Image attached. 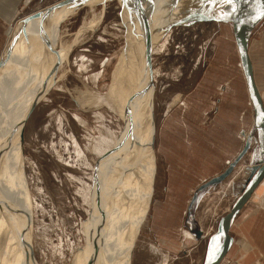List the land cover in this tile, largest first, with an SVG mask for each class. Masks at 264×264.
<instances>
[{
  "label": "rangeland",
  "instance_id": "obj_1",
  "mask_svg": "<svg viewBox=\"0 0 264 264\" xmlns=\"http://www.w3.org/2000/svg\"><path fill=\"white\" fill-rule=\"evenodd\" d=\"M62 1L33 0L23 6L0 49V85L7 86L4 90L14 87L6 94L0 86V96L6 94L5 102L18 96L15 103L21 108L20 99L26 103L29 95H37L19 83V95L13 91L14 74L24 59L21 47L33 36L34 25L72 12L56 28V46L55 36H50V41L49 35L38 38L39 44L44 46L48 41L49 46L37 49L43 59L37 67L31 54L29 75L46 68L48 75L41 82L53 79L36 103L24 108L27 116L21 133L17 131L20 161V153L23 157L18 186L24 194L27 218L23 221L27 223V227L23 225L27 229L22 236L23 248L18 245V251L26 254V264H205L208 244L220 219L242 194L253 167L261 163L247 164L251 166L248 170L242 163L249 154L251 162L255 159L257 131L236 49L232 12L169 27L153 47L158 50L149 53L148 87L143 82L144 51L138 42H149V34L147 38L142 30L137 35L129 26L141 20L135 9L138 0H92L75 10L64 7L29 23L26 29L32 32L25 36V24L34 18L23 24L19 20ZM205 1L212 0H178L170 8L175 7L176 12ZM244 7L237 11L246 20L255 9L247 13ZM148 8L151 18L146 28L151 33L164 17V9L150 4ZM263 30L264 17L247 40L257 86L264 77ZM127 37L133 39L127 41ZM139 66L142 75L136 83L137 95L145 92L139 95V100L143 99L148 87L149 97L136 101L140 103L136 119L141 124L143 118L147 128L136 152L135 171L129 173L128 151L134 148L136 134L125 132L127 120L104 98L110 96L119 78L135 81L133 72ZM22 74L20 83L24 71ZM40 83L31 86L40 87ZM131 87L127 84L126 88ZM3 107L0 104V110ZM15 122L18 126V118ZM235 145L241 150L231 155ZM229 167L223 179L209 184ZM132 191H138L140 198L133 223L141 219L142 205H146L126 263L133 232L124 230L123 225L117 229V225L127 211V194ZM19 196L15 195L11 209L16 208ZM229 235L234 238L230 229ZM0 253L2 259L9 255L1 243ZM16 254L14 251L15 258ZM220 264H225L224 259Z\"/></svg>",
  "mask_w": 264,
  "mask_h": 264
},
{
  "label": "bare ground",
  "instance_id": "obj_2",
  "mask_svg": "<svg viewBox=\"0 0 264 264\" xmlns=\"http://www.w3.org/2000/svg\"><path fill=\"white\" fill-rule=\"evenodd\" d=\"M175 1H178V0H138L135 4L136 5V8H135L136 12L138 13V11H139V16L141 15L140 16L141 20L139 19L140 17L138 16L139 17L138 22H134L132 25H129V26L133 31H135V34H137V35L142 30L145 31V35L147 38H148V34H149V42L147 41L148 43L145 42L144 39L143 40L140 39L141 41H139V42L137 41L138 43H141L138 45L140 50L144 51V57H143V55H141V57L144 59L143 82L146 85H148L146 77L148 76L147 63H148V57L150 55L149 53L155 52L156 50H158L157 47L155 49H153V47L158 43V40L161 41V38H163L164 35L167 34L168 30L170 29L169 27H171L173 25H180V26L189 25V24L193 23L194 21H196L197 19H200V18H207V17L216 18L218 15L221 14V12H227L228 13L230 11V12H232L231 17H233L234 10H242L246 4H247V7L246 6L244 7L245 8L244 11H247V13H249L255 9V5H257L259 2H261V0H212L210 2H206V1L202 2L200 5L194 6L193 8L188 7L187 9L174 12L175 7L170 8V5L175 4L174 3ZM149 4H150V6L154 5L158 8L164 9V12L162 13L164 17L163 18L158 17V18H161V20H158V22H159L158 25L152 29L151 33L147 32L148 29L146 28V24L149 22V20L151 18V15H149L151 12L148 10ZM133 12H134V10H133ZM71 13L72 12L62 13L61 15L53 16V18L47 19L49 21V23H51V25L48 22L46 23L47 20H44L42 22L43 25H34V34L32 37H29L27 34V33H31L32 31L27 30L26 28L28 27L29 23H31L32 21L35 20V22H37L38 17H36V19L34 18V19L28 21V23L25 24L26 25L25 30H24L25 36L29 37L30 39H28L27 42L21 47L22 51H20V53L22 52L21 54L23 55L24 59L22 58V61L18 65L17 72H16V74H14L15 78L12 77V78H14L13 81L15 82V89L13 91H15L16 95H19V93H20L19 84H20L21 88L23 86L27 85L26 86L27 90L37 91V95L34 96L33 93H32V96L29 95L26 103H25V101H26L25 99H23V98L20 99V102H22V103H20V105L21 106L23 105V106L21 108H19V104L15 103L18 96H15L14 99L8 98V100L5 102V96H6L7 92H9L8 90L11 91V89L14 88V87L11 88L12 82L10 83L11 89L7 88L8 90H4L7 87V86H5L6 84L5 85L3 84V86H5V88H3L0 85L3 89L1 87L0 88L2 90L6 91V94L3 91L5 95L0 96V104L2 106H4L3 109L0 110V243L4 244L6 246V249H7L8 254H9V255L6 254L7 257L5 259H4L5 256H3L4 260L0 257V263L2 262L1 264H26L25 261H27L26 260L27 257H26V254L24 253V251H23V254H22L21 249H19V251H18V248L22 246V241H23L22 236L25 235V231L27 230L23 226V225H25L24 222L27 218H26V213L24 211L25 205L22 203L23 202L22 196H24V194L22 191H20V188L18 186L19 180L22 176V174H21V171H22L21 163H22L23 157L20 153V156H21V161H20V157L18 154V147H17L18 142H19L17 131L19 132V134L21 133L22 126H23L24 121H25L26 116H27V112L24 108H26L29 105L30 106L34 105V103H36V100L38 99L39 93H42L43 90L45 88H47L46 84L48 82H50L49 79H53V77L52 78H46L43 81V83L41 82L48 75L49 71L46 68L41 73H39L37 75H31V76L29 75L28 71H32L29 64L33 65V64H31V54L34 55L32 57H35V60H34V58H32V59L34 60V62L36 61L35 63L34 62L33 63L37 67L38 65H40L39 63L41 61H43V59L38 55L37 49L38 48L44 49L47 46H49V44H47V43H49L48 41L46 43L44 42L45 43V44H43L44 46L41 45L42 43L39 44L38 38L42 39V37L49 35L48 39L50 41V36H55V38H52V40L56 41L55 44L53 43L56 46V43L59 39V37H57V34H56V28ZM157 16L158 15H156L153 18H156ZM159 16H161V15H159ZM238 16H240V15H238ZM249 16H251V15L249 14L248 17ZM246 19H247V17H246ZM247 20L240 18L239 25H238L240 30L245 29V27H246L245 23ZM92 23L95 24L96 23L95 20ZM19 30H20V28H19ZM152 35H154L153 38H152ZM10 37H11V35H10ZM132 39L133 38L127 37V41L132 40ZM29 41H31V42H29ZM143 45H145V46H143ZM52 50H53V48H52ZM146 52H147V55H146ZM38 57H39V59H36ZM138 57H139V54H138ZM122 58H123V54L121 55L119 66L122 63ZM140 62H142V61H140ZM11 64H9V65H11ZM50 65H51V63H50ZM12 66H13V64H12ZM47 66H48V64L46 65V67ZM52 67H53V63L51 65V68ZM11 71H12V69H11ZM23 71H24V77L22 79V82L20 83L19 78L23 76V74H22ZM7 72H9V68H8ZM137 72H139V73L142 72V68L140 66H139L138 71L133 72L135 81L131 80L132 82H130L129 80H127V81L123 82L121 80V78H119V80H116L113 83V88H111L112 93H110V96L104 98L106 100L105 102H111L112 103V108L115 105L114 111H116L117 114L122 119L127 120L125 132H134L136 134V137H135L136 143L134 144V148L128 151L129 152V155H128L129 156V158H128L129 159V173H130V171H133V172L135 171L134 166L136 163V161H135V156H137L136 152H138V149L142 146V143L144 140L145 129L147 128L146 122L144 121L143 118H142L141 124L139 122H137L136 118H137L138 113H139L138 109L140 108V103H137L136 101L141 102L142 100H146L149 97V94H148L149 93V88H148L149 85L147 87L148 90L146 89V95L144 96L143 99L141 97L140 98L141 101H140L139 95L141 93H138L139 95H137V89L138 88H137L136 83L138 82V79L142 75V73L140 75H137L136 74ZM27 73H28V75H26ZM5 76H7V77L9 76V78H10L9 74L8 75L6 74ZM0 78H1V76H0ZM8 82L9 81H7V83ZM37 82H39V83L41 82L43 86L40 83V85H41L40 87L36 86V88H33L31 85L34 83H37ZM128 82H130V83H128ZM3 83H5V82H3ZM127 84L130 87L132 86L130 90H128L126 88ZM8 87H9V84H8ZM2 90H1V92H2ZM18 90H19V93H17ZM22 90L23 89H21V91ZM144 93H142V94H144ZM10 97H12V94L10 95ZM136 97L138 98V100H136ZM93 98H95V97H92V99ZM104 99H102V100H104ZM23 103H25V104H23ZM141 106H143V109L141 108V111L144 112V110H145L144 106L145 105L141 104ZM16 114H18V116H16ZM17 118L19 120L18 126H17V122H15ZM16 136H17V138H16ZM142 160L144 162H146L144 153H143ZM144 165H145V163H144ZM125 178H126V176H125ZM21 180H22V178H21ZM262 181L263 180H261L260 183ZM123 183H126V181L124 180ZM20 187H21V185H20ZM16 194H20L21 198L19 196V199H18L19 203L16 205V208L11 209L12 207H14V204L16 203V200H15ZM137 196H138V191H134V192L132 191L131 193L127 194V211L122 215L123 217L121 218L119 224L117 225V229H118V227L123 225L124 230H129V231L132 230V232H133L130 244H129L128 249H127L126 263H127L128 257L131 254V250H132L131 243L133 242L137 228L140 225L141 219L144 216L145 205H146V202L142 205L141 219L138 222H136V224H135V222L133 223L132 220L134 219V216H135L134 207L138 206V202L140 199L139 196L138 197ZM135 202H136V205H135ZM8 210L10 211V213H8ZM26 225H27V223H26ZM26 225H25V227H27ZM131 227H132V229H130ZM221 244H222V238L216 232L210 238V242L208 244L207 256H209V258H210L211 256L215 255L216 253H219L220 248H221ZM18 245H20V246L18 247ZM22 248H23V246H22ZM14 251L16 253H18V254H16V258L14 255ZM119 259H120V257L118 255L115 261H117V263H118Z\"/></svg>",
  "mask_w": 264,
  "mask_h": 264
},
{
  "label": "water",
  "instance_id": "obj_3",
  "mask_svg": "<svg viewBox=\"0 0 264 264\" xmlns=\"http://www.w3.org/2000/svg\"><path fill=\"white\" fill-rule=\"evenodd\" d=\"M90 1L92 0H65L62 2H58L55 3L54 5H51L42 10L36 11L28 16H25L24 18L19 20V24H23L25 21H27L30 18L49 16L53 12L64 7H70L75 10L76 8L85 6ZM238 15H240V13H238L237 10H234V14L231 22L234 28L236 48L239 53L242 70L248 87V92L250 95L252 106L255 112L257 137L264 153V106L262 102V97L258 89L256 88L254 82L252 68L247 54L248 36L251 30L253 29V27L264 17V0H261V2L255 5V10L251 14V16H249L250 18L248 17L247 18L248 20L246 19L247 20L245 23L246 27L244 30H240V28L238 27L241 16ZM1 64H2V60L0 58V66ZM248 145L249 142L245 144V149H244L245 151L249 147ZM230 169L231 167H229L228 170L225 173H223L220 177L213 179L211 182H209V184L219 182L221 179H223L226 176V174L230 171ZM251 172H252L251 178L248 181V184L246 185L242 194L240 195V197H238V199L232 206L229 213H227L224 217H222L218 223L217 233L222 238V244L219 253H216L210 258L209 256H207L205 264H220L224 259V257L226 256L233 242L232 237L229 235V229L237 213L244 206V204L249 199L250 195L258 186L260 181L264 178V161H262L261 164H259L258 166L253 167Z\"/></svg>",
  "mask_w": 264,
  "mask_h": 264
},
{
  "label": "crops",
  "instance_id": "obj_4",
  "mask_svg": "<svg viewBox=\"0 0 264 264\" xmlns=\"http://www.w3.org/2000/svg\"><path fill=\"white\" fill-rule=\"evenodd\" d=\"M30 2H33V0H0V49L2 43H4L3 37L8 33L11 22L19 14L20 9L29 5ZM262 34L263 46L264 30ZM263 57L262 60L264 61ZM256 88L260 92L264 104V77L262 82L258 86L256 85ZM234 143L237 144V140ZM253 143L255 146V153L253 154L255 159L251 162L252 157L249 154L248 158L250 159L246 158V161L242 162L246 170L251 167L247 164L254 163L253 165H255L264 161V153L257 136L256 141ZM232 144H229V147H232ZM240 150L241 146L238 145L231 155H237ZM262 180L234 218L230 228V232L234 234L232 250L230 249L231 252L229 250L225 256V264H264V178Z\"/></svg>",
  "mask_w": 264,
  "mask_h": 264
}]
</instances>
